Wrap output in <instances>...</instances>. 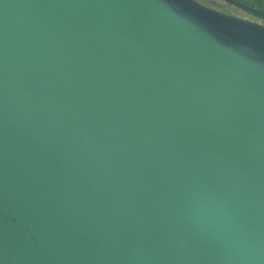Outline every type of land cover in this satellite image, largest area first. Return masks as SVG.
Masks as SVG:
<instances>
[{
  "label": "water",
  "instance_id": "water-1",
  "mask_svg": "<svg viewBox=\"0 0 264 264\" xmlns=\"http://www.w3.org/2000/svg\"><path fill=\"white\" fill-rule=\"evenodd\" d=\"M0 264H264V26L0 0Z\"/></svg>",
  "mask_w": 264,
  "mask_h": 264
},
{
  "label": "rangeland",
  "instance_id": "rangeland-1",
  "mask_svg": "<svg viewBox=\"0 0 264 264\" xmlns=\"http://www.w3.org/2000/svg\"><path fill=\"white\" fill-rule=\"evenodd\" d=\"M197 1L219 12L229 14L235 17L243 18L245 20H249L264 26V16L259 15L248 9H245L243 7L232 4L228 1L225 0H197ZM248 7L254 9L252 5H248Z\"/></svg>",
  "mask_w": 264,
  "mask_h": 264
},
{
  "label": "trees",
  "instance_id": "trees-1",
  "mask_svg": "<svg viewBox=\"0 0 264 264\" xmlns=\"http://www.w3.org/2000/svg\"><path fill=\"white\" fill-rule=\"evenodd\" d=\"M242 4L248 6L252 5L255 10L261 11L264 13V0H237Z\"/></svg>",
  "mask_w": 264,
  "mask_h": 264
},
{
  "label": "flooded vegetation",
  "instance_id": "flooded-vegetation-1",
  "mask_svg": "<svg viewBox=\"0 0 264 264\" xmlns=\"http://www.w3.org/2000/svg\"><path fill=\"white\" fill-rule=\"evenodd\" d=\"M250 11H253V12H255V13L259 14V15H262V16H264V13H263V12H261V11H258V10H255V9H253V10H250Z\"/></svg>",
  "mask_w": 264,
  "mask_h": 264
}]
</instances>
